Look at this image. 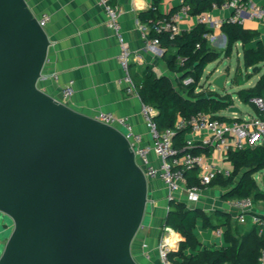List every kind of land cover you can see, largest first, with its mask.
I'll list each match as a JSON object with an SVG mask.
<instances>
[{"label": "water", "instance_id": "water-1", "mask_svg": "<svg viewBox=\"0 0 264 264\" xmlns=\"http://www.w3.org/2000/svg\"><path fill=\"white\" fill-rule=\"evenodd\" d=\"M49 49L28 2L0 0V264H139L147 179L121 131L39 88Z\"/></svg>", "mask_w": 264, "mask_h": 264}, {"label": "crops", "instance_id": "crops-1", "mask_svg": "<svg viewBox=\"0 0 264 264\" xmlns=\"http://www.w3.org/2000/svg\"><path fill=\"white\" fill-rule=\"evenodd\" d=\"M253 1L259 4L263 2V0ZM107 2L118 11L120 33L132 55L130 70L139 73L145 67L152 66L157 76H165L177 86L174 74L163 60L164 52L148 49L145 46L146 41L150 39L149 30L146 24L139 21L138 15L151 7L152 0H107ZM181 3L182 0H163L161 12L167 15L172 9L177 10ZM28 5L36 17L42 14L49 16V22L44 29L50 41V49L39 80V88L86 116L94 118L102 111L125 117L134 132L142 137V143L149 144L151 136L140 113L141 101L138 95L126 94L120 83L123 71L117 61L120 52L119 41L114 32L107 27V14L100 0H28ZM211 14L214 17H226L230 12L212 10ZM178 24L180 33H183L191 30L197 22L194 16H189L181 19ZM243 27L258 34L256 40L245 47H255L256 42H261L264 49V23L246 18ZM215 37L212 43L218 44L219 49H224L226 38L223 39L220 30L215 32ZM238 46L242 48L243 54L244 46L237 43L235 48ZM53 74L58 75L56 80L52 78ZM69 80L74 81L75 92L70 99L63 100L61 89ZM211 87L208 89L216 91L215 87ZM201 88L199 86V90ZM255 116L254 111L253 115L247 117ZM206 137V132L189 133L186 141H191L193 145L196 143L202 145ZM150 158L153 164L158 165L159 160L154 155ZM208 158L212 156L208 155ZM214 161L221 167L229 166L227 161L218 158ZM148 181L157 182L160 191L155 194L148 187V220L139 229L132 248L139 264H159L157 260L159 242L167 240L171 243L173 251L177 249L181 238L179 234L169 229H164L161 233L168 207L167 190L159 180ZM221 195L222 190L218 187H204L200 189L199 200L196 203L188 201L184 188H181L176 196L188 208L200 209L206 216L219 211L224 213L229 216L232 230L237 227V232L233 230V233H236V236L242 235L250 225L247 224L248 222L242 224L237 220L238 213L229 205L232 200H222ZM251 214L264 216V204L254 203ZM217 222V219H213V224ZM220 224L215 230L205 229L202 219L196 220L194 234L203 247L219 246L220 248L225 245L223 238L225 226L222 222ZM216 230L221 231V236L216 234ZM216 240L218 241L215 243ZM147 255L150 256L149 259Z\"/></svg>", "mask_w": 264, "mask_h": 264}, {"label": "trees", "instance_id": "trees-1", "mask_svg": "<svg viewBox=\"0 0 264 264\" xmlns=\"http://www.w3.org/2000/svg\"><path fill=\"white\" fill-rule=\"evenodd\" d=\"M224 0H182L191 8V15L211 12L212 5H220ZM163 0H152L148 10L140 12L138 19L147 25L149 37L157 38L163 53V60L168 69L174 74L176 85L165 76H157L152 66L145 67L141 72L131 75L137 88L140 101L155 109L154 122L160 131L173 132L172 142L177 153L190 151L195 154H209V151L201 144L192 147L186 145V137L190 133L188 120L198 112H205L213 119L220 121H233L221 115L233 106V99L229 94L221 96L216 91L208 88L199 90V83L209 63L219 57L229 58L237 43L244 46L242 60L246 69L254 68L264 63V49L261 42H256L255 47H245L254 42L258 37L257 32L247 30L241 24L224 23L220 31L226 38V45L221 52L211 49L203 35L210 30L196 24L191 30L173 37L168 34H155L152 24L162 16ZM172 9L169 14L175 12ZM182 59V65L178 61ZM259 72V71H258ZM257 72V73H258ZM192 79V83L185 85L183 81ZM264 95V73L257 84L247 90L241 89L237 97L242 102L250 104L254 97ZM257 117H263L252 106ZM179 121L183 122L178 127ZM226 161L232 167L228 177L217 175L208 187H218L222 190V200L251 199L253 203L264 204V190L256 183L255 175L264 170V144L255 147H245L240 150L230 151ZM186 187L199 185L196 170L185 172ZM264 222V216H260ZM197 219H202L205 229H217L222 224L225 226L223 233L224 246L220 248L203 247L194 234ZM213 219L218 222L213 224ZM250 227L241 235L236 236L237 227L232 230L229 216L222 212H215L210 216L204 215L200 209H190L183 201L173 199L168 201L167 212L164 218L163 229H169L180 235L177 249L169 253L170 259L175 264H258L259 252L264 248V233L259 234V227L247 221Z\"/></svg>", "mask_w": 264, "mask_h": 264}, {"label": "built area", "instance_id": "built-area-1", "mask_svg": "<svg viewBox=\"0 0 264 264\" xmlns=\"http://www.w3.org/2000/svg\"><path fill=\"white\" fill-rule=\"evenodd\" d=\"M25 1L28 2V0ZM100 4L107 14V27L114 32L119 41L120 52L117 56V61L123 71L120 83L123 85L126 94L137 95V88L130 71L132 55L120 33L118 11L110 6L107 0H100ZM212 10L229 11L230 15L226 17H214L211 14ZM212 10L211 12L194 15L197 24H202L210 30V32L203 35V38L209 43L215 41V32L220 30L224 23L243 25L246 18L264 23V0L260 4L253 0H224L220 5L213 4ZM189 16H193L191 15L190 6L181 3L175 12L157 19L152 24V29L155 34L166 33L170 37H173L180 34L179 21ZM37 21L39 26L44 29L49 22V16L42 14L40 17H37ZM147 29L145 30L147 31ZM145 46L148 49H158L162 52L159 49L157 38H150L146 41ZM178 61L182 65V59L178 58ZM52 78L56 80L58 75L53 74ZM183 83L188 85L192 83V79L187 78ZM74 92V81H67L61 89L62 99H70ZM250 103L259 114L264 115V95L252 98ZM140 113L150 132L151 142L149 144L142 143V137L134 132L132 125L125 117L101 111L98 112L94 119L119 131L120 129L124 130V133H122L128 139L136 162L143 171L144 176L147 180H159L163 183L167 190V201L177 199L176 195L180 192L181 188H184L188 201L196 203L199 200L201 188L197 186L186 187V179L184 177L186 171L196 170L199 185L201 187H208L217 175L228 177L232 172L230 165L221 167L215 163V158L226 161L227 154L230 151L264 144V116H255L240 121H220L213 119L208 113L198 112L188 120L190 133H207L202 146L210 151V154H195L190 151H184L179 154L173 147V132L170 130L160 131L157 128L154 122L155 109L141 102ZM177 126L182 127L183 122L179 121ZM186 145L188 147L193 146L191 141H186ZM151 155H154L159 160L158 165L152 163ZM208 155L212 156V158H208ZM229 205L238 213L237 220L240 223L244 224L249 221L251 224L259 227V234L264 233V222L260 216L251 214L254 205L251 199H235ZM216 234L221 236L222 233L220 230H216ZM171 251V243L167 240H161L157 248L158 263L175 264L169 256ZM146 257L149 259L150 256L147 255ZM257 261L258 264H264V248L260 250Z\"/></svg>", "mask_w": 264, "mask_h": 264}, {"label": "rangeland", "instance_id": "rangeland-1", "mask_svg": "<svg viewBox=\"0 0 264 264\" xmlns=\"http://www.w3.org/2000/svg\"><path fill=\"white\" fill-rule=\"evenodd\" d=\"M210 47L216 52H221L223 50L219 49L218 44L210 43ZM252 70L253 68L246 69L243 66L242 48L238 46L233 50V53L229 58L219 57L208 64L199 86L202 88L213 86L221 96L229 94L233 99L232 107L237 108L239 113H229L226 111L223 112V115L230 119L246 120L248 115L254 114V110L250 104L244 103L238 99L237 92L241 89L247 90L253 88L257 84L258 79L264 73V63L258 64L255 72H252ZM220 76H224L225 78L223 88L213 85L214 81ZM120 131L124 133L123 129H120ZM255 180L258 187L264 190V170L255 175ZM147 184L149 189L153 190L155 194L159 193L160 189L157 182L147 180ZM11 230L12 224L10 219L8 217H3L0 214V254ZM217 241L218 240H216L215 243ZM211 248H215V246H211ZM217 248H219V246Z\"/></svg>", "mask_w": 264, "mask_h": 264}]
</instances>
